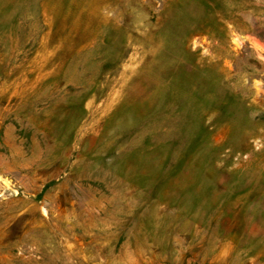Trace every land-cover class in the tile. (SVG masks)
I'll return each instance as SVG.
<instances>
[{"label":"rangeland","instance_id":"rangeland-1","mask_svg":"<svg viewBox=\"0 0 264 264\" xmlns=\"http://www.w3.org/2000/svg\"><path fill=\"white\" fill-rule=\"evenodd\" d=\"M0 264H264V0H0Z\"/></svg>","mask_w":264,"mask_h":264}]
</instances>
